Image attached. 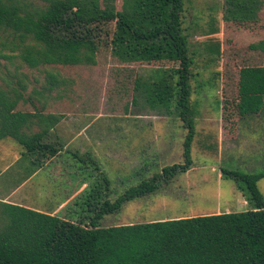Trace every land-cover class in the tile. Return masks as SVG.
I'll return each instance as SVG.
<instances>
[{"label": "trees", "instance_id": "trees-1", "mask_svg": "<svg viewBox=\"0 0 264 264\" xmlns=\"http://www.w3.org/2000/svg\"><path fill=\"white\" fill-rule=\"evenodd\" d=\"M40 1L0 0V33L11 34L22 42L30 39L20 56L32 68L95 65L98 38L110 23L115 24L110 40L112 52L121 60L178 63L168 67L170 71L162 74L160 83L152 88L156 101L175 106L185 122V160L142 177L116 199L111 198L109 174L99 171L105 175L106 190L99 178L92 188L91 202L88 207L77 206V216H60L0 200V264H264V195L259 187L264 169H222L245 196L250 206L247 211L107 227L100 224L126 201L156 191L164 174L175 175L193 163L191 150L197 133L190 105L194 58L182 27L185 0H128L121 10L102 6L100 0ZM229 1L233 6L226 7L227 21L246 24L258 20L249 5H260L262 0ZM251 48L264 52V40L251 44ZM60 83L67 80L50 74L42 88L33 86L29 94L23 78L0 84V141L15 139L23 147V156L30 157L37 167L63 153L53 130L64 113L47 112L45 94L59 88ZM142 83L138 78L136 91ZM237 89L235 106L241 118L261 112L264 64L241 67ZM74 154L87 156L97 166L89 152ZM84 170L93 171L89 166ZM90 187L91 183L78 197Z\"/></svg>", "mask_w": 264, "mask_h": 264}, {"label": "rangeland", "instance_id": "rangeland-1", "mask_svg": "<svg viewBox=\"0 0 264 264\" xmlns=\"http://www.w3.org/2000/svg\"><path fill=\"white\" fill-rule=\"evenodd\" d=\"M100 1L102 6L116 10L128 3ZM184 6L182 27L194 58L190 105L196 116L197 133L191 150L193 163L175 175L164 174L156 191L126 201L119 211L101 219L102 226L250 209L243 193L232 179L223 175L222 169H264V109L241 118L235 106L238 70L264 64V52L251 48V44L264 40V0L260 5L250 3L259 18L246 24L225 19L226 7L233 6L229 0H185ZM114 28V23L104 26L98 38L95 65L73 67L32 68L20 56L30 39L22 42L11 34L0 33V84L23 78L29 94L33 86L42 88L50 74L67 80L45 93L46 111L64 113V118L53 134L63 145L61 163L55 161L34 180L42 191L51 189L57 193L53 202L41 197L39 205L43 210L49 211L54 202L65 199L69 191H75L79 182L86 179L92 187L75 197L61 214L66 215L79 205L88 207L99 178L103 189L107 187L105 175L99 171L109 174L111 198L116 199L142 177L184 163L185 122L175 106L156 101L152 88L162 74L170 71L168 67L178 63L121 60L113 54L110 43ZM138 78L143 83L136 91ZM10 140L22 147L15 139ZM75 151L81 155L89 152L100 169H94L97 166L87 156H76ZM83 157L85 160H81ZM33 165L30 157L23 156L2 179L13 176L8 183L16 185L19 172L28 173ZM57 166L65 173L58 176L52 170ZM85 166L93 171L84 170ZM259 187L264 195V178Z\"/></svg>", "mask_w": 264, "mask_h": 264}, {"label": "crops", "instance_id": "crops-1", "mask_svg": "<svg viewBox=\"0 0 264 264\" xmlns=\"http://www.w3.org/2000/svg\"><path fill=\"white\" fill-rule=\"evenodd\" d=\"M54 131L55 129L53 130V134ZM22 157L23 147H19L17 146V144H14V142H12L10 138H5L0 141V200L21 204L40 211H46L43 210V208L39 205L41 197L44 195L47 197V199H50V202H53L54 197H56L53 195H57V193L55 192V190L51 189L42 191L40 188L41 185L36 184L34 180L42 170L46 169L48 166H51L53 163H56L55 161H57L58 164L61 163L59 161L61 159V156H56V158L54 157L53 159H51L52 161H49L42 167H37L36 165H33L28 171V173L19 172V174L16 176L17 180H19V183L16 185H9V179H12L13 176H10V178L8 177L6 179H2V177L6 173H8L14 166V164L17 163ZM54 169L55 173L58 174V176L65 173L63 172V168L61 166L54 167L52 170ZM58 178L60 179L61 177ZM87 185V181L84 182L83 180H81L76 186V189L74 188L75 191H69L66 194L65 199L56 203L54 202L53 205L50 206V210L46 212H50L52 214H59L60 216L65 217H70L71 215H79V208H72L71 210H68V213H66V215H62L61 213L63 211V208L66 207L69 203H71V201L75 199V197H78ZM50 196L51 198H49Z\"/></svg>", "mask_w": 264, "mask_h": 264}]
</instances>
